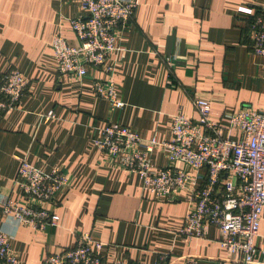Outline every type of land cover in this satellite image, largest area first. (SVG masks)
Returning a JSON list of instances; mask_svg holds the SVG:
<instances>
[{"label": "crops", "instance_id": "0c3cea01", "mask_svg": "<svg viewBox=\"0 0 264 264\" xmlns=\"http://www.w3.org/2000/svg\"><path fill=\"white\" fill-rule=\"evenodd\" d=\"M130 23L118 34L119 49L99 68L87 67L76 80L59 73L52 54L55 34L74 41L70 20L82 13V0H0V74L15 68L28 86L15 108L0 117V227L9 236L19 264H42L49 253L73 247L88 232L101 243L104 264L118 259L155 264H216L226 257L220 231L205 237L179 233L185 198L158 197L137 173L117 167L94 143L108 121L142 138H171L172 115L197 119V98L207 99L211 116L228 128L227 113L246 106L264 109V57L251 52L250 21H264V0H136ZM250 7L253 15L238 13ZM111 77L124 105L111 110L92 92V80ZM48 113H51L50 115ZM18 157L42 171L58 167L71 184L56 193V225L34 229L2 214L3 200H23L16 179ZM156 166L168 164L155 148ZM252 264H264V207Z\"/></svg>", "mask_w": 264, "mask_h": 264}, {"label": "built area", "instance_id": "2783aa9c", "mask_svg": "<svg viewBox=\"0 0 264 264\" xmlns=\"http://www.w3.org/2000/svg\"><path fill=\"white\" fill-rule=\"evenodd\" d=\"M136 6V0H82V13L69 19L74 41L61 34L52 38L57 71L80 80L87 75V67H101L120 48L117 33L129 25ZM237 10L254 14L250 7L239 6ZM250 29L249 48L264 57L261 16L253 17ZM262 71L264 75V63ZM27 86L28 80L18 69L0 74V117L16 107ZM92 92L106 99L111 110L124 105L111 77L93 79ZM193 102L197 119L174 113L169 140L145 139L125 125L108 121L97 129L93 141L117 167L139 174L143 186L156 196L185 198L192 204L179 230L182 237H205L209 226L216 227L221 233L218 242L226 250V257L216 264H252L264 207V109L243 106L227 113L228 128L241 134L232 139L223 134L226 127L211 116L207 99ZM158 147L167 151V165L158 167L153 162L152 153ZM18 161L16 179L23 200L6 197L3 217L38 230L56 225L59 215L51 207L56 193L70 186L69 175L58 167L42 171L25 157H18ZM100 246L90 233L82 232L73 247L47 254L42 264H104ZM167 261V255H159L155 264ZM0 264H19L1 227ZM112 264L144 263L118 259ZM184 264H197V259L188 257Z\"/></svg>", "mask_w": 264, "mask_h": 264}]
</instances>
